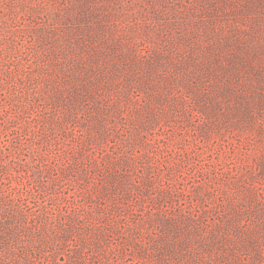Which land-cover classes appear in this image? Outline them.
Masks as SVG:
<instances>
[{
	"label": "rangeland",
	"instance_id": "1",
	"mask_svg": "<svg viewBox=\"0 0 264 264\" xmlns=\"http://www.w3.org/2000/svg\"><path fill=\"white\" fill-rule=\"evenodd\" d=\"M0 264H264V0H0Z\"/></svg>",
	"mask_w": 264,
	"mask_h": 264
}]
</instances>
